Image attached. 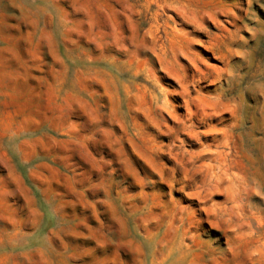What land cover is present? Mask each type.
<instances>
[{
	"label": "rangeland",
	"instance_id": "obj_1",
	"mask_svg": "<svg viewBox=\"0 0 264 264\" xmlns=\"http://www.w3.org/2000/svg\"><path fill=\"white\" fill-rule=\"evenodd\" d=\"M0 264H264V0H0Z\"/></svg>",
	"mask_w": 264,
	"mask_h": 264
}]
</instances>
